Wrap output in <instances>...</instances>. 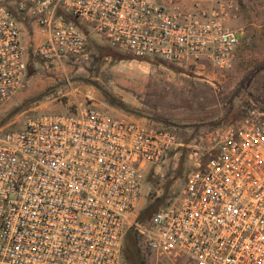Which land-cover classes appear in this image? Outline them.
Returning a JSON list of instances; mask_svg holds the SVG:
<instances>
[{
	"label": "built area",
	"instance_id": "1",
	"mask_svg": "<svg viewBox=\"0 0 264 264\" xmlns=\"http://www.w3.org/2000/svg\"><path fill=\"white\" fill-rule=\"evenodd\" d=\"M240 0H14L35 27V52L76 57L80 21L136 58L224 70L237 58ZM21 25L0 3V106L22 89ZM187 147L188 172L170 200L137 220L153 165ZM132 228L150 254L186 264H264V113L207 131L197 145L174 130L94 105L33 112L0 131V264H122Z\"/></svg>",
	"mask_w": 264,
	"mask_h": 264
},
{
	"label": "rangeland",
	"instance_id": "2",
	"mask_svg": "<svg viewBox=\"0 0 264 264\" xmlns=\"http://www.w3.org/2000/svg\"><path fill=\"white\" fill-rule=\"evenodd\" d=\"M0 3L13 11L28 41L25 85L0 106V131L20 127L27 113L94 105L174 129L194 146L214 127L238 121L251 111L264 113V0H240L239 15L230 23L241 35L237 58L224 70L136 58L110 48L76 19L73 22L88 36L84 52L46 59L35 52L40 37L30 21L14 11V0ZM189 150L179 147L150 167L140 185L138 214L157 198H162L159 207L170 200L188 172ZM141 252L145 264H186L142 247Z\"/></svg>",
	"mask_w": 264,
	"mask_h": 264
},
{
	"label": "trees",
	"instance_id": "3",
	"mask_svg": "<svg viewBox=\"0 0 264 264\" xmlns=\"http://www.w3.org/2000/svg\"><path fill=\"white\" fill-rule=\"evenodd\" d=\"M111 104L115 103V105L121 107L122 109H126V106L123 103H117L113 100L109 101ZM162 198H157L149 203L137 216V220L143 222L147 220L150 215L159 208L161 204ZM167 204V203H166ZM138 236L134 229L129 228L122 240V264H145L144 257L141 252V245L139 244Z\"/></svg>",
	"mask_w": 264,
	"mask_h": 264
},
{
	"label": "crops",
	"instance_id": "4",
	"mask_svg": "<svg viewBox=\"0 0 264 264\" xmlns=\"http://www.w3.org/2000/svg\"><path fill=\"white\" fill-rule=\"evenodd\" d=\"M22 43H23L25 49H27L28 41H27V38L24 36V33H22Z\"/></svg>",
	"mask_w": 264,
	"mask_h": 264
}]
</instances>
